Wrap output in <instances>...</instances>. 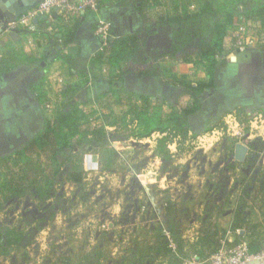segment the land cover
Listing matches in <instances>:
<instances>
[{
  "label": "crops",
  "instance_id": "1",
  "mask_svg": "<svg viewBox=\"0 0 264 264\" xmlns=\"http://www.w3.org/2000/svg\"><path fill=\"white\" fill-rule=\"evenodd\" d=\"M138 7L139 4L114 8L98 7L96 11L83 12L77 30L76 49L80 53L79 56L86 60L90 59L99 48L95 31L102 21L111 24L112 32L115 35L128 36L138 33L142 46L141 56L145 60L171 53L173 41L170 26L160 28L155 34L147 32L148 30H144L145 17ZM237 11L244 12L245 9L239 4ZM255 18H257L256 15L251 21H259ZM61 25L62 23H59L57 24L58 27L55 28L49 17H40L35 22L33 33L20 30L17 31L20 36L19 40L12 39L10 34H5L0 39V46L10 45L14 46L15 49L22 47L23 53L26 52L25 48H34L35 46L37 48V45L40 47L37 48L36 54L33 56L24 54L32 57L31 61L17 66L0 78V158L12 153L17 147L40 132L46 117L53 113H48L46 110L52 97V95L49 96L50 91H48V75L51 72L58 73L59 76L66 78L65 82L75 81L78 78L76 75L62 73V63L56 59L52 44L49 43L52 38H58L62 31ZM250 26L249 23L248 27ZM254 26V31L257 30V34L262 36L264 34V22ZM54 30L59 32L55 34ZM231 33L234 36V33ZM31 40L32 43H29ZM232 49L233 47L226 41L225 58L227 64L220 70L219 84L215 89L205 93L201 112L191 118V132L186 141L181 143L180 137L179 140L176 139L169 145V151L173 154L170 162L164 163L154 155L156 141L163 136L157 132L142 139L131 138L115 141L110 145L114 151V162L111 170L101 168L102 151L91 152L84 155L83 158L85 171L83 183L75 184L63 180L60 186L62 191L69 189L71 191L77 190L78 193L81 192L78 196L80 199L76 198L81 200V202L79 201L81 204H85L86 209L89 203L91 205L94 203L96 212H98L95 217L109 231L119 229L120 232L125 230L132 232L134 227H137L141 222L151 224L163 222L162 231L164 228L168 229L172 226L175 228L183 227L184 231L181 233L186 234V236H182L185 239L192 233L198 234L203 225L210 220V216L213 215L217 227L220 230L228 231L226 245L234 246L236 241L233 239L237 236L229 230L233 224L234 215L236 213L241 214L242 209L237 207L232 211L226 207L211 212L206 208L208 202L199 198L200 194L203 199H205L203 195H207L205 191L201 193L205 189L206 180L210 179L207 173H213L218 169L215 167L216 165H213V162H218V166L223 163L221 161L223 158L238 164L231 167L232 171L237 170L236 166L246 169L254 167L256 169V167L260 168L261 162L264 164V45L259 44L244 54L234 55ZM196 73L194 69L183 66L178 68L176 75L177 79L193 81L192 83L199 80L200 77L204 79V75L195 76ZM40 82L44 83V89L47 93V100L44 102H41L39 98ZM122 85L123 90L129 94L150 97V107L159 108L163 114L170 112L167 103H174L180 95V89L177 86L154 75L139 78L133 74H128L125 76ZM49 88L52 93L54 91L52 86ZM59 88L55 94L56 97H59L60 102L62 97L59 94ZM108 88L106 83H96L93 91L96 96L106 92ZM164 100L167 102L166 104ZM181 101L186 102L187 99L182 98ZM57 104L54 105V110ZM103 105L104 101L100 103L96 100L91 101L83 106V112L94 115L99 119V122L104 121L108 112L103 109ZM136 105L141 108L145 104L141 99H137ZM111 108V113L116 117L127 112L129 104L124 98L122 103L113 104ZM243 110L252 111L254 115L250 121V130L248 132L244 130V137L238 139L211 136L213 130L224 129L225 120L228 116H235L238 124L243 127L237 117L238 111ZM259 117H262V120L257 123ZM137 126L138 122H135L133 125L135 130H137ZM106 128L112 132L116 129V124H107ZM256 142H262L260 149H258ZM240 143L249 149L244 163L235 159V148ZM220 148H223V151ZM251 156L256 158L258 156V162L256 163V160L251 163L249 161ZM122 161H132L133 166L122 169L119 167ZM146 163L151 169L156 168L157 176H151L146 172L144 174L146 180L138 179L136 175L143 170ZM231 169L223 167L225 172L231 171ZM86 170L90 172L86 173ZM94 178L95 183L91 181ZM95 188L99 189L96 195L92 193ZM102 191L104 194L98 196L101 195ZM73 194L75 195L72 192ZM222 201L225 202V199L222 198ZM223 202L222 204H224ZM185 209L187 214L183 215ZM125 216H128L127 225L116 226L115 223L119 220L121 222ZM240 216L243 219V216ZM88 217L91 216H86L85 219ZM185 221L187 224L182 226L181 224Z\"/></svg>",
  "mask_w": 264,
  "mask_h": 264
},
{
  "label": "trees",
  "instance_id": "2",
  "mask_svg": "<svg viewBox=\"0 0 264 264\" xmlns=\"http://www.w3.org/2000/svg\"><path fill=\"white\" fill-rule=\"evenodd\" d=\"M216 1L97 0L101 8L139 4L138 9L145 17L144 30L152 34L164 26H170L172 52L146 60L141 56L142 46L138 33L128 36L113 33V38L104 50L98 48L90 59L81 58L76 49V42L79 21L83 14L55 11L49 20L55 28L58 27L57 24L62 23V31L59 39L52 38L49 43L52 44L56 59L62 63L61 72L76 75L78 78L60 86L59 94L62 100L58 102L53 113L46 117L42 130L12 153L0 158V167L3 168L0 173V210L9 201L24 196H29L39 203H46L63 180L75 184L83 183L84 155L96 150L103 152L101 168L111 170L114 151L110 145L115 141L142 139L157 132L163 136L156 141L154 155L164 163L170 162L173 154L169 151V145L180 137L181 143L186 141L191 132V118L201 112L205 93L219 84L220 70L227 64L225 42L232 47L235 43L232 30L242 21H251L255 15V20H264V0H231L229 4L224 1L223 5L217 4ZM239 4L244 7V12L237 11ZM37 48H25V53L33 56ZM23 51L22 47L15 49L10 45L0 46V78L17 66L31 61L32 57L25 56ZM183 66L194 69L197 72L195 76L204 75V79L200 77L194 83L177 79L176 72ZM128 74L139 78L154 75L177 86L180 89L178 99L172 104L164 100L170 112L163 114L159 108L150 107V97L129 94L123 90L122 84ZM96 83H106L109 88L95 96L93 89ZM43 84H39L41 102L47 100ZM124 98L129 104L128 111L113 116L111 105L122 103ZM182 98L187 101L180 102ZM137 99H141L145 105L138 108ZM94 100L99 103L104 101L103 109L108 112L104 118L105 122H99L94 115L83 112V106ZM237 117L245 132H248L250 121L254 117L253 112L238 111ZM135 122H138L137 130L133 127ZM107 124H116V129L108 131ZM240 215H234L229 232L236 234L239 239L247 237L250 253L260 254L264 250V233L255 227L254 233L249 235L247 223ZM239 231L244 232V235L238 234ZM227 234L228 231L217 227L216 219L211 215L195 243L173 233L177 245L173 251L160 229L158 247L151 245L143 251L137 250L138 259L135 264H157L156 254L167 257L169 262L166 264H185L195 259L205 262L227 244ZM6 236L9 239H6ZM22 237L23 235L16 233L15 229L1 233L0 255H10Z\"/></svg>",
  "mask_w": 264,
  "mask_h": 264
},
{
  "label": "rangeland",
  "instance_id": "3",
  "mask_svg": "<svg viewBox=\"0 0 264 264\" xmlns=\"http://www.w3.org/2000/svg\"><path fill=\"white\" fill-rule=\"evenodd\" d=\"M208 1L211 2V0ZM224 1L229 4L231 0H217L216 3L223 5ZM242 23L246 22L242 21L232 30L235 38L232 49L234 55H236V44L239 40L236 34ZM254 34L258 36L257 30L254 31ZM3 35L0 36V39L4 37ZM51 86L48 83L49 96H56L55 91L51 93L49 88ZM256 144L260 149L262 142H256ZM220 149L223 151V148ZM221 161L223 163L218 166V162H213V165H216L215 167L218 169L213 173H207L211 180H206L205 189L201 191V193L205 191L207 195L204 194L205 199H203L200 194L199 198L208 202L206 208L211 212L226 207L232 211L237 207L242 209L241 215L247 223L249 235L254 233L255 227L259 232L264 233L263 162L260 163V168L246 169L236 166L237 170L232 171L231 167L238 164L223 158ZM249 161L257 163L258 156L257 158L251 156ZM131 162L122 161L119 167L122 169L132 167L133 163ZM223 167L229 168L231 171L225 172ZM1 172H3L2 167H0ZM94 180L95 178L91 181L95 183L96 180ZM98 190L95 188L92 193L96 195ZM72 192L75 195H72ZM80 193L77 190L69 189L62 191L59 187L55 192H52V197L46 203H39L29 196H24L13 199L3 206L0 210V234L7 233L9 229H15L16 233H21L23 237L10 252V255L6 257L0 255V264H135L138 259L137 250L143 251L151 245L158 247V234L163 222L153 224L141 222L137 227H134L132 232L128 230L120 232L119 229L109 231L95 217L98 212H96L94 203L92 205L89 203L86 209L85 204L83 205L80 203L81 200H77L76 197ZM103 194L104 191L98 196ZM222 198L225 199V202L222 201ZM186 214L185 209L183 215ZM86 216L91 217L85 219ZM184 220L187 219L184 218ZM119 222L120 220L115 225L121 227L124 224L123 226H126L128 216L123 217ZM184 224H187V221L181 225L184 226ZM168 229L171 233L186 236L181 233L184 231L183 227L172 226ZM198 234L192 233L185 237V240L195 243ZM238 234L244 235V232ZM6 239L9 238L6 236ZM233 240L236 241L234 245L241 241L249 243L247 237L240 239L236 237ZM155 257L157 264L169 262L167 257L157 256V254Z\"/></svg>",
  "mask_w": 264,
  "mask_h": 264
},
{
  "label": "built area",
  "instance_id": "4",
  "mask_svg": "<svg viewBox=\"0 0 264 264\" xmlns=\"http://www.w3.org/2000/svg\"><path fill=\"white\" fill-rule=\"evenodd\" d=\"M98 7L97 0H42V2L35 9L28 11L16 22L9 24L7 30L3 34L7 35L11 33H17V31L20 30H25L27 33H33L35 31V22L37 19L40 17H51L53 13L58 10L65 11L67 14H71L83 13L86 11H96ZM263 22L248 21L239 26V32L236 34L239 38L236 44V54L247 53V51L258 46L259 44L264 45V34L262 36H255L254 34V25ZM249 23L251 24L250 27H248ZM54 31L55 34L59 32L58 30ZM112 31V26L109 22L102 21L98 24L95 35L98 39L100 50H104L109 40L113 38ZM59 38L60 35H58V39ZM59 41L62 42L61 40ZM29 43H32V40L29 41ZM65 79L66 78L63 76H59L58 73L56 74L51 72L50 75H48V81L52 85L54 91H57L58 88L63 85V83L66 81ZM58 102L59 97L52 96L51 102L46 107L47 112H53L54 105H56ZM260 120H262V117L258 118L257 123H260ZM211 136H214L215 138L226 136L229 138L240 139L244 137V129L238 124L235 116H228L225 120L224 129L213 130L211 132ZM155 169V167L154 169H151V167H149V165L146 163V166L140 173L136 175V177L138 179L146 180V176L144 175L146 172H148L151 176L154 175V177H156L158 172ZM89 172V170H86V173ZM145 184H147L146 181ZM238 233L242 232L239 231ZM163 234L167 239L169 247L175 251L177 247L172 238V233L170 230L164 228ZM256 262H264V251L260 254H252L249 250V243L247 241H241L232 247L224 245L220 252L208 261L203 262L199 259H195L185 264H255Z\"/></svg>",
  "mask_w": 264,
  "mask_h": 264
},
{
  "label": "water",
  "instance_id": "5",
  "mask_svg": "<svg viewBox=\"0 0 264 264\" xmlns=\"http://www.w3.org/2000/svg\"><path fill=\"white\" fill-rule=\"evenodd\" d=\"M41 2L42 0H0V36L7 30L9 24L16 22L28 11L35 9ZM10 36L14 40L20 38L18 33H11ZM248 152L249 149L244 145H236V161L244 163ZM255 264H264V262H256Z\"/></svg>",
  "mask_w": 264,
  "mask_h": 264
}]
</instances>
